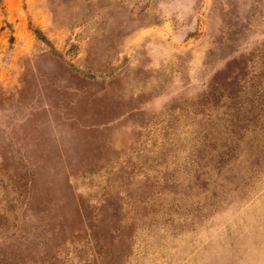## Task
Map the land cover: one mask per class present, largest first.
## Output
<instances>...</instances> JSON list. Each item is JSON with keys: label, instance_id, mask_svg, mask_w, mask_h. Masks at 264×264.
Listing matches in <instances>:
<instances>
[{"label": "rangeland", "instance_id": "374dc122", "mask_svg": "<svg viewBox=\"0 0 264 264\" xmlns=\"http://www.w3.org/2000/svg\"><path fill=\"white\" fill-rule=\"evenodd\" d=\"M0 264H264V0H0Z\"/></svg>", "mask_w": 264, "mask_h": 264}]
</instances>
